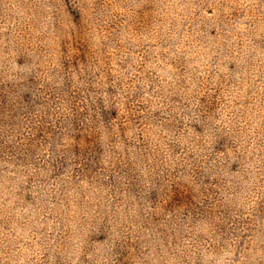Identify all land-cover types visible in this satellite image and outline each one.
<instances>
[{"label": "rangeland", "instance_id": "obj_1", "mask_svg": "<svg viewBox=\"0 0 264 264\" xmlns=\"http://www.w3.org/2000/svg\"><path fill=\"white\" fill-rule=\"evenodd\" d=\"M0 264H264V0H0Z\"/></svg>", "mask_w": 264, "mask_h": 264}]
</instances>
